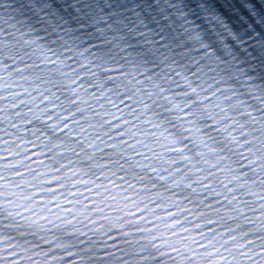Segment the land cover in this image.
Listing matches in <instances>:
<instances>
[{"label":"clouds","instance_id":"9594fccd","mask_svg":"<svg viewBox=\"0 0 264 264\" xmlns=\"http://www.w3.org/2000/svg\"><path fill=\"white\" fill-rule=\"evenodd\" d=\"M221 2L0 0V264H264V31Z\"/></svg>","mask_w":264,"mask_h":264},{"label":"water","instance_id":"95a60500","mask_svg":"<svg viewBox=\"0 0 264 264\" xmlns=\"http://www.w3.org/2000/svg\"><path fill=\"white\" fill-rule=\"evenodd\" d=\"M101 8L104 10V11H107L109 8H122L124 7L125 5L123 4H116V3H110L108 5H105L103 3H101Z\"/></svg>","mask_w":264,"mask_h":264},{"label":"snow or ice","instance_id":"6c2138e0","mask_svg":"<svg viewBox=\"0 0 264 264\" xmlns=\"http://www.w3.org/2000/svg\"><path fill=\"white\" fill-rule=\"evenodd\" d=\"M183 114V113H182Z\"/></svg>","mask_w":264,"mask_h":264}]
</instances>
